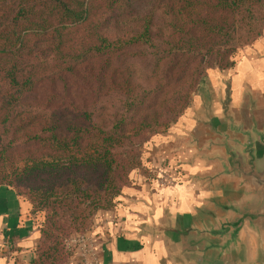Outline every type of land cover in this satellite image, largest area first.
I'll list each match as a JSON object with an SVG mask.
<instances>
[{"label":"rangeland","instance_id":"rangeland-1","mask_svg":"<svg viewBox=\"0 0 264 264\" xmlns=\"http://www.w3.org/2000/svg\"><path fill=\"white\" fill-rule=\"evenodd\" d=\"M26 1H29L26 14L32 20L38 18V25L37 21L13 22L22 0H0V187L14 191L27 207L25 214L34 229V255L40 256L43 264H91L101 255L114 226L122 221L125 191L157 179L159 172L176 176V172L168 170L176 156L161 158L167 153L164 144L175 141L181 126L191 125L196 98L199 101V93L213 71L223 66L219 64L222 54L224 65L249 55L251 45L245 41H253L258 32L264 31V1L259 5V26L252 35L242 31L238 35L244 36L243 39L232 40V48L226 43L227 38H223L220 51L204 57V72L187 73L185 77L181 70L175 69V60L181 53L170 51L172 44L177 43L176 39L168 38L166 4L171 0L122 1L106 15L107 27L101 31L111 42L130 40L128 37L142 33L145 19L153 15V46L149 42L143 46L130 45L121 51V57L111 60L110 66L136 85L132 92L102 91L97 83L94 90L85 92L71 83L68 91V61H72V56L68 58L70 27L61 19L53 21L41 1ZM25 28L28 31L23 33ZM76 46L80 51L75 55H79L83 45ZM12 78H16L17 85ZM18 90L25 93L10 103L20 112L27 111L24 117L8 112L11 106L7 104L8 95ZM137 92L143 105L131 101ZM185 94L187 100L182 98ZM69 104L87 110L97 129L111 131L113 122L121 118L128 122L123 127L126 131L123 146L113 150L117 154L115 164L121 163L126 168L124 180L117 183L115 197L101 191V172L82 169L83 165L72 167L79 179V190L68 189V177L73 176L68 175V159L75 154L83 156L69 143L72 137L68 123L76 121L75 114H68ZM172 108L177 111H169ZM36 113L41 114L38 120L31 118ZM156 113L161 116L154 120ZM52 114L57 117L54 123L61 127H54L52 121L50 126L56 134L61 130L59 135L45 131L49 130L46 124ZM97 131L91 130L88 136H95ZM16 250L10 239L0 237V258L9 263L14 260Z\"/></svg>","mask_w":264,"mask_h":264},{"label":"crops","instance_id":"crops-1","mask_svg":"<svg viewBox=\"0 0 264 264\" xmlns=\"http://www.w3.org/2000/svg\"><path fill=\"white\" fill-rule=\"evenodd\" d=\"M248 50L249 55L240 58L233 69L213 71L199 101L196 98L195 111L207 105L221 119V102L227 99L238 122L256 121L264 126V33ZM203 119L195 124L194 133L206 140L212 133ZM173 154L176 157L168 170L176 172L175 185L162 186L154 178L125 191L122 221L104 242L101 264H215L201 257L200 238L193 229L220 215L219 205L233 197L235 182L222 178L209 186L201 179L215 174L218 163L195 150L167 152L161 158ZM26 210L14 191L0 187V237L10 239L17 248L14 260L8 263L0 258V264H30L35 258L34 229Z\"/></svg>","mask_w":264,"mask_h":264},{"label":"trees","instance_id":"trees-1","mask_svg":"<svg viewBox=\"0 0 264 264\" xmlns=\"http://www.w3.org/2000/svg\"><path fill=\"white\" fill-rule=\"evenodd\" d=\"M43 6L49 9L53 21L61 19V21L68 23L70 27L68 32V91L71 90V83L77 85L83 91L94 90V85L97 83L100 90H125L132 92L133 85L124 76L118 73L115 68H112L111 60L116 57H121V51L130 45L143 46L144 43H151L152 41V16H148L145 21L146 25L142 33L128 37L130 40L109 41L101 31L107 27V17L111 11L115 10L118 5L125 0H39ZM264 0H171L166 4L167 14L169 15L168 38L176 39L177 43L172 44V50L180 52L181 57L175 60V69L181 70L182 77L187 73H202L204 66L202 61L204 57H209L212 54L219 52V46L222 44V39L227 38L226 43L232 48L233 41L237 37L241 40L244 36H239L242 31H246L248 36L252 35L259 26L260 10L259 5L262 6ZM29 1L22 0L19 9L13 18V22H35L38 25V18L32 20L26 13L29 11ZM122 2V3H123ZM22 3H25L22 5ZM22 5V6H21ZM103 12V13H101ZM248 28V29H246ZM254 28V29H252ZM100 30V34L99 31ZM25 28L23 33L27 32ZM258 32L255 39L245 41L246 44L254 46L259 39L262 38ZM87 34V38L85 37ZM245 35V34H244ZM120 39V38H119ZM3 43H8L4 41ZM77 44H82V53L79 52ZM75 52L74 54H71ZM86 57V58H84ZM201 57V59H199ZM219 64L220 70H230L236 65L237 60L228 62L224 65V54H222ZM196 63L195 68L191 65ZM193 75V74H192ZM193 78V77H192ZM202 78V77H201ZM200 78L202 82L203 79ZM15 85L18 84L16 78H12ZM27 82V81H26ZM180 83V81H179ZM177 84V83H176ZM91 86V87H90ZM171 86V85H170ZM86 87V89L84 88ZM18 94L17 98L15 96ZM15 93L8 95L7 104L18 101L25 93L23 90H18ZM76 93H78L76 91ZM190 93V92H189ZM107 94V93H106ZM109 94V92H108ZM137 92L131 98L132 102H137L143 105L144 102L139 98L141 94ZM188 95V94H187ZM186 94L182 98L187 100ZM139 98V99H138ZM181 98V99H182ZM146 99V98H145ZM25 102V101H24ZM73 104L68 105V114H75L76 121L73 124L68 123V133L71 135L69 143L74 149H77L79 154H75L68 159V189L70 191H78L79 179L74 176L76 171L73 168L82 166L87 170L100 173L101 191L106 196L115 197L118 181H123L126 175V168L123 164H115L117 159L113 154L115 147L121 148L123 140H125L126 131L123 129L128 124L125 120H115L111 131L97 129L91 120V114L87 111L75 109ZM75 105V104H74ZM76 106V105H75ZM15 113V117H24L26 112L16 110L14 103L11 104L8 112ZM25 111V110H23ZM169 111H177L172 108ZM29 113V112H28ZM40 113L31 115V118L38 120ZM55 114L48 117L49 130L56 134L55 128L50 126L52 121L54 127H61V124H55L57 121ZM161 114L156 113L153 119L160 118ZM32 120V119H30ZM61 129V128H60ZM91 130H98L95 136H88ZM61 131V130H60ZM59 131V132H60ZM58 134L56 135H59ZM86 133V134H85ZM69 147V144H68ZM73 167V168H72ZM102 169V171H101ZM115 193V194H114ZM48 255V252L47 254ZM40 257V256H39ZM34 258L30 264H43L41 258Z\"/></svg>","mask_w":264,"mask_h":264},{"label":"water","instance_id":"water-1","mask_svg":"<svg viewBox=\"0 0 264 264\" xmlns=\"http://www.w3.org/2000/svg\"><path fill=\"white\" fill-rule=\"evenodd\" d=\"M221 105V119L207 105L200 112L194 109V126H181L175 141L164 146L172 153L195 150L218 163L215 174L201 179L205 184L222 178L235 182L233 197L219 205L220 215L193 229L200 238L201 257L215 264H264V126L238 122L227 99ZM200 119L211 138L195 135Z\"/></svg>","mask_w":264,"mask_h":264},{"label":"built area","instance_id":"built-area-1","mask_svg":"<svg viewBox=\"0 0 264 264\" xmlns=\"http://www.w3.org/2000/svg\"><path fill=\"white\" fill-rule=\"evenodd\" d=\"M157 181L159 182L160 185L162 186H172L175 185L177 183V179L176 176H168V175H158L157 176ZM102 260H101V256H99L98 258L94 259L91 264H101Z\"/></svg>","mask_w":264,"mask_h":264}]
</instances>
